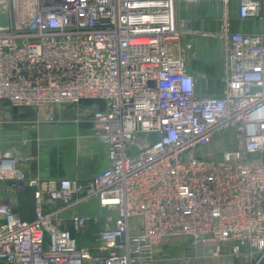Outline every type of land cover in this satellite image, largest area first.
Instances as JSON below:
<instances>
[{
	"label": "built area",
	"instance_id": "1",
	"mask_svg": "<svg viewBox=\"0 0 264 264\" xmlns=\"http://www.w3.org/2000/svg\"><path fill=\"white\" fill-rule=\"evenodd\" d=\"M181 1L220 5L224 88L200 95L190 72ZM261 17L264 0H0V125L6 107L89 104L85 116L110 165L87 182L48 189L22 159L0 151V264H84L66 228L96 199L115 212L97 248L101 264H152L169 237L250 247L264 264V31L233 27ZM34 189L25 220L2 187ZM73 212V213H72Z\"/></svg>",
	"mask_w": 264,
	"mask_h": 264
},
{
	"label": "crops",
	"instance_id": "2",
	"mask_svg": "<svg viewBox=\"0 0 264 264\" xmlns=\"http://www.w3.org/2000/svg\"><path fill=\"white\" fill-rule=\"evenodd\" d=\"M187 3L186 1L180 2L179 16L181 15L180 9L194 6ZM209 3L216 4L220 11L218 3L208 2L206 4ZM231 15L233 27L236 30L242 32L264 31V26L253 29L255 23L250 21L253 19L242 20L238 17L237 3L231 5ZM222 74H224L223 60ZM88 104L89 102L85 101L74 108H70L69 104L59 105L57 108L50 105L54 106L50 109L48 105L43 107H6L3 119L8 120L9 125L0 128V151H2V141H6L8 138L12 142L10 144H17L22 147V150L16 152L23 157L8 151L15 157L22 159L21 167L30 178L40 179L45 193L44 207L47 211L57 208V205H54L49 199L47 193L49 188L57 186L65 178L81 183L87 182L110 165L106 145L94 133L92 123L84 118L83 113ZM50 117L52 121L57 122L48 123ZM34 119L43 122L36 121L37 124L33 125ZM29 123L32 125H28ZM36 129L37 137L33 135ZM2 193L3 196L17 199L19 212L23 219L33 220L35 218L34 189L26 187L21 190H14L5 185L2 187ZM90 210L100 213L108 211L101 208L99 202L94 199L77 207L73 212L80 214V212L84 213ZM103 227L104 225L100 228L99 224L95 238L96 243L98 242V234ZM66 228L76 237L77 232L72 224H68ZM244 250L241 253H236L232 243H225L221 254L216 255L215 247L211 244L198 245L185 237H169L157 249L152 264H251L254 258L248 254V251ZM92 251L96 255L93 260L94 263L101 264L97 258L102 257L104 253L96 247ZM85 254L84 264L91 259V252L87 251Z\"/></svg>",
	"mask_w": 264,
	"mask_h": 264
},
{
	"label": "rangeland",
	"instance_id": "3",
	"mask_svg": "<svg viewBox=\"0 0 264 264\" xmlns=\"http://www.w3.org/2000/svg\"><path fill=\"white\" fill-rule=\"evenodd\" d=\"M190 6L189 8L180 9L181 15L180 19L190 21L191 28H184L186 30L184 44L186 47V57L188 61V65L190 68V72L196 79V90L200 95H217L222 92L224 88L223 82V74H222V47L221 43L217 37V31L219 28V7L217 5L212 4H197V3H187ZM182 8V7H181ZM185 10V11H184ZM252 23H255L254 30L258 29L259 26H264V7L262 11L261 17L255 18ZM264 28V27H263ZM69 104L70 108L75 107L77 105H73L70 103H62V104H53L54 106L59 107V105ZM48 105V108L51 107ZM39 109V108H38ZM84 114V113H83ZM84 118L88 120V118L84 114ZM35 121V122H34ZM33 125H36V121L43 122L41 120L34 119ZM52 121L51 117L49 118V122ZM9 121L3 119L0 125V128L7 127L9 125ZM47 122V121H45ZM57 122V121H55ZM29 123L28 125H30ZM26 125V124H25ZM32 125V124H31ZM37 129L33 134L37 137ZM42 138V136H40ZM9 138L6 141H2V151L4 152H13L17 156L19 153L16 151L22 150L17 144H10ZM36 148L35 146H32ZM1 151V152H2ZM23 157V156H21ZM20 158V157H19ZM100 210V209H99ZM88 212V213H87ZM82 216H88V223L75 231L77 232V243L80 250L83 254L87 251L91 252V259L87 261L86 264H95L94 257L95 252L92 251L93 248H97L98 242L96 243V232L104 225L105 219L108 216H113L115 212H106L102 211V213L95 210H90L86 212H80ZM75 237V238H76ZM246 248H243L244 250ZM250 247H247V250H250ZM246 250V251H247ZM245 251V250H244ZM255 259V258H254ZM254 259L251 261V264H254ZM98 264V263H96ZM263 264V263H262Z\"/></svg>",
	"mask_w": 264,
	"mask_h": 264
}]
</instances>
